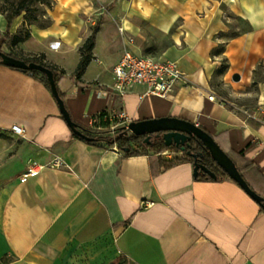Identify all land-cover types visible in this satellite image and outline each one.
I'll list each match as a JSON object with an SVG mask.
<instances>
[{
	"label": "crops",
	"instance_id": "1",
	"mask_svg": "<svg viewBox=\"0 0 264 264\" xmlns=\"http://www.w3.org/2000/svg\"><path fill=\"white\" fill-rule=\"evenodd\" d=\"M44 17L15 42L25 18L0 14V50L43 55L78 126L194 122L264 196V0H52ZM125 50L175 61L184 77L166 98L141 97L142 85L119 95L113 68ZM101 113L111 118L93 121ZM14 124L43 167L0 193V264H264V209L237 182L77 137L43 80L0 63V130L18 135Z\"/></svg>",
	"mask_w": 264,
	"mask_h": 264
},
{
	"label": "water",
	"instance_id": "2",
	"mask_svg": "<svg viewBox=\"0 0 264 264\" xmlns=\"http://www.w3.org/2000/svg\"><path fill=\"white\" fill-rule=\"evenodd\" d=\"M0 62L6 66L21 70H37L46 75L51 92L55 97L60 111L71 129L82 138L88 139V135L73 121L65 105V100L61 97L54 71L47 66L36 62H27L24 59L15 57L0 50ZM129 132L135 136L145 137L146 143L152 142V137L162 138L167 147L175 146L182 152H186L193 158L194 176L205 173L212 178H217L214 171L202 163L203 152H193L195 144L202 146L210 153L212 159L232 180L237 182L245 192H247L258 204L264 205V196L256 192L243 178L234 160L219 146L212 135L194 122L167 116L160 118L130 121L128 123ZM195 143V144H194ZM189 147V148H188ZM128 148L126 149V151Z\"/></svg>",
	"mask_w": 264,
	"mask_h": 264
},
{
	"label": "built area",
	"instance_id": "3",
	"mask_svg": "<svg viewBox=\"0 0 264 264\" xmlns=\"http://www.w3.org/2000/svg\"><path fill=\"white\" fill-rule=\"evenodd\" d=\"M114 75V84L112 89L117 94L123 95L125 92L130 90L136 85L144 86V91L140 95L141 97L147 95H156L163 98L170 96L179 82L183 79L184 74L179 69L177 63L171 60H159L152 56L146 54H136L131 50H125L121 58L118 60L117 64L113 68ZM210 100H219L222 104H226L224 98H217L215 94L208 96ZM123 114L120 118L123 119ZM111 118L108 113H105L103 116L101 114L96 115L93 118V121L102 120L107 122ZM130 121L108 124L109 135H114L115 131L121 126L128 129V123ZM101 128V127H99ZM11 130L20 135H24V129L18 125L14 124L11 127ZM264 146V139L260 141ZM113 144L112 146H116ZM162 156H166L171 159L177 157L178 155H183V152L175 149H165L161 153ZM62 162L58 159H55L53 162L49 163L50 167H59ZM43 165L39 164L38 167L27 172L22 180L25 181L28 177L35 175Z\"/></svg>",
	"mask_w": 264,
	"mask_h": 264
},
{
	"label": "trees",
	"instance_id": "4",
	"mask_svg": "<svg viewBox=\"0 0 264 264\" xmlns=\"http://www.w3.org/2000/svg\"><path fill=\"white\" fill-rule=\"evenodd\" d=\"M34 1H36V0H20L18 3V6H17L16 12L14 13V16H18V15L22 14L23 12L28 14V12L30 11V5L33 4ZM37 1H39V0H37ZM8 19H9V17H8ZM9 20H11V19H9ZM32 20H33L32 22L38 21V19L36 17H33ZM97 29H98L97 27L94 28L92 34L88 37V39L86 40L84 45L81 47L82 58H81V61L78 64L77 69H76L77 78L81 77V75L83 74L87 64L90 61L91 51L94 47L95 34L97 32ZM28 36H29V30L26 31L25 36L23 38H15L14 40H15V42L21 41ZM13 56H15V55H13ZM43 58H44V56L40 55V56H34V57H29V58L27 57V58H21V59H24L27 62H36V63L42 64V65L47 66L48 68L52 69L54 71L56 83L58 86V84H59L58 73H56L55 68L53 66L44 62ZM0 60H1V57H0ZM16 69H18V68H16ZM19 70H21V69H19ZM21 71L29 73L33 76L40 78L47 85V87L50 88V85H49L47 78H46V75L44 73L37 71V70H21ZM60 95L63 99H65L63 93L60 92ZM104 114L105 113H101V116H103ZM80 128L88 135L89 138L85 139L79 135H77V137H81L82 139H85L89 143H93V144H99L102 141H105L106 144L109 146H112L113 144H117L119 149L123 150L124 153L127 155H134V154H141V153L148 154L150 152H153L154 154H157L158 156H162L159 153H161L165 149H168V148L175 149V150L179 149L175 146L167 147L164 144L163 139L157 138V137H155L151 143H146L142 139V137L135 136L133 133L129 132V130L125 127L118 128L115 131L114 135H103V134H101L102 132L96 133L92 130H89L86 132L85 128H83V127H80ZM195 146L198 147L197 150L199 152L201 151L204 154L203 158L201 159L202 163L205 164L208 168H210L212 171H214L216 173L217 179L228 177V175L221 168H219V166L215 163V161L212 159L210 153L202 146V144H195ZM127 148H128V150L126 151ZM185 160L193 161V158L185 152L182 157H180V158L173 157L171 159H168V161H164V164H165V167H168V166L170 167L174 164H177V163H179L181 161H185ZM239 170H240L243 178L253 188L252 184L247 180L246 175L244 174L242 169L239 168ZM202 174L204 177H209L205 173H202ZM260 206L262 209H264V205H260Z\"/></svg>",
	"mask_w": 264,
	"mask_h": 264
},
{
	"label": "rangeland",
	"instance_id": "5",
	"mask_svg": "<svg viewBox=\"0 0 264 264\" xmlns=\"http://www.w3.org/2000/svg\"><path fill=\"white\" fill-rule=\"evenodd\" d=\"M19 1L0 0V14L7 15L11 20L17 17H24L27 22H24L23 26L17 31L14 39L25 36L28 25L33 21V17H36L39 22L47 21V18L44 16L52 2V0H36L30 5L28 14L23 12L18 16H14ZM102 134L109 135L106 132ZM30 153L31 149L22 140L20 135L0 130V193L8 188L16 178L22 179L27 172L38 167L39 163H36L29 157Z\"/></svg>",
	"mask_w": 264,
	"mask_h": 264
},
{
	"label": "flooded vegetation",
	"instance_id": "6",
	"mask_svg": "<svg viewBox=\"0 0 264 264\" xmlns=\"http://www.w3.org/2000/svg\"><path fill=\"white\" fill-rule=\"evenodd\" d=\"M146 136H147V135L142 136V139H143L144 141H145V137H146ZM154 138H155V137H152L151 140H153ZM194 144H195V143H194ZM188 148H189V147H188ZM192 148H193V149H192L193 152H199V151L197 150L198 147L195 146V147H192ZM183 153H185V152H183Z\"/></svg>",
	"mask_w": 264,
	"mask_h": 264
}]
</instances>
